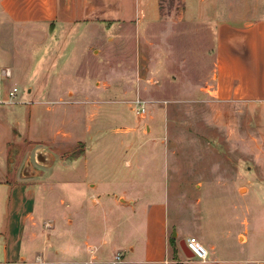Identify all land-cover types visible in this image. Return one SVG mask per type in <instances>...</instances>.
<instances>
[{"label":"rangeland","instance_id":"374dc122","mask_svg":"<svg viewBox=\"0 0 264 264\" xmlns=\"http://www.w3.org/2000/svg\"><path fill=\"white\" fill-rule=\"evenodd\" d=\"M199 1L194 9L203 5ZM214 4L219 22L243 7L240 0H206L205 6ZM133 5L125 9L133 21L84 20L73 27L21 20L0 7L2 182L25 177L38 190L46 214L36 229L44 234L57 231L60 240L67 219L72 230L75 219L88 224L84 238L100 255L98 264H203L185 256L180 240L196 237L207 247L197 234L208 231L223 250L229 230L231 244L241 249L237 235L246 234L245 222L259 214L262 221L264 109L210 92L203 57V47L212 44L209 23L208 35L203 22L177 26L199 34L178 40L179 32L165 34L163 25L137 26ZM183 7V0H160L164 19ZM138 27L146 29L142 38ZM6 68L11 77L3 76ZM137 99L146 103V114L137 113ZM39 148L52 154L51 165L36 160ZM3 193L0 186V212ZM77 206L78 214L62 217L60 210ZM93 223L101 233L108 230L110 243L140 245L148 238L163 256L129 262L130 250L100 243ZM257 241L264 257V233Z\"/></svg>","mask_w":264,"mask_h":264},{"label":"crops","instance_id":"0c3cea01","mask_svg":"<svg viewBox=\"0 0 264 264\" xmlns=\"http://www.w3.org/2000/svg\"><path fill=\"white\" fill-rule=\"evenodd\" d=\"M132 1L0 0V7L4 8V12L6 10V12L12 14V17L21 20L44 21L46 24H56L59 27H65L66 25L73 27L84 20L101 21L100 24L105 23V21L113 24L117 22L125 23L126 20L133 21L132 16L128 19L125 14L127 3ZM199 2L203 5L194 9V0H183L184 7L181 14L173 13L164 19L165 16L162 15L160 8V0H134V20L137 26L141 24V26H148V28L157 27L158 24L163 25L165 26L164 33L167 34L172 30L175 37L179 32L177 37L180 38L178 40L187 35L199 34L195 30L192 32L183 30L180 27L179 30H175L177 26L188 22L192 24L203 22L204 28L202 27L201 31L204 30L208 35L207 23H209V37L212 38V44L205 48L200 43L201 46H198L197 50L200 52L199 57H202V51L204 50L203 57L207 63L204 66L210 69H207L212 79H210L211 84L209 86H212L213 89L210 92L222 100L242 101L252 104L255 108L264 109V0H240L243 7L239 4L237 7L235 6L236 15H229L226 20L220 22L217 20L216 15L220 12L218 4L206 8V0H200ZM212 9L215 13L214 16L210 11ZM213 21H216L214 28H212ZM143 28L138 27L137 29V33L141 38L144 37L146 32V29ZM214 31L215 36H213ZM162 42L166 46L168 45L166 39H163ZM166 49L162 51L163 61L166 59L164 56L167 52ZM5 178V172L1 173L0 186H3L5 192L1 196L2 200L5 196V205L4 210L0 212V264H56L60 261L98 264L101 261L100 255L97 259L95 253L89 252L88 248L91 245H88L85 241L84 233L86 232H84V229L89 226L88 224L85 225L84 221L75 219L74 226L76 230H72L73 228L68 226L69 219L65 220L67 225L61 222L63 236L60 240H58L60 237L55 235L58 234L57 231H53L52 235L44 234L42 230L38 231L36 228L41 225V218L46 214L44 202L38 204V190H35L33 185L26 182L25 177L22 178L23 182L16 183L2 182ZM79 211L80 209L77 206L60 210V213L63 218H69L71 212L78 214ZM262 216V221L259 219L261 217L259 214L256 217L253 215L250 221L245 222L246 234L240 231L237 235L238 245H243L241 249H238L239 247L234 248L231 244L232 233L228 232L229 230H225L227 236H224V238L228 240L223 243L224 251L220 248L218 241L212 238L211 234L209 235L208 231V236H205L203 232L198 233L197 235L206 243L209 255H213L208 262L200 263L264 264V257L258 256L260 250L254 246V242L259 240L260 235L264 233V215ZM92 227H95V231H98L96 238L99 239L100 243L104 242L107 246H111L113 243L112 250L128 248L130 251L126 255H129V262L155 261L163 256L160 252L161 249L155 251L154 247L148 244V238H143L140 245L123 240L117 242L114 240L110 243L104 236L107 235L108 230L104 234L98 230L99 226H96V224L93 223ZM249 228L252 229V233L249 232ZM201 229L198 230L201 231ZM217 233L216 235H218ZM241 236L244 237L243 240ZM219 248L221 252H219ZM235 249H238L239 253ZM231 251L234 254L230 253ZM215 255L246 256L217 258Z\"/></svg>","mask_w":264,"mask_h":264},{"label":"built area","instance_id":"2783aa9c","mask_svg":"<svg viewBox=\"0 0 264 264\" xmlns=\"http://www.w3.org/2000/svg\"><path fill=\"white\" fill-rule=\"evenodd\" d=\"M2 74L4 77H11L12 71L10 68H6L2 72ZM16 92H17V89L15 88L13 91L10 92V96L15 97L17 95ZM135 105H136V111L138 114L140 115L146 114L147 105L143 100L137 99L135 101ZM185 241H186V245L189 248V250L194 254V257L198 258V260L203 263H206L209 261V256H210L209 250L201 241H199L196 237H188L187 239H185ZM88 249H89V252L91 253L96 252L94 246H90Z\"/></svg>","mask_w":264,"mask_h":264},{"label":"water","instance_id":"95a60500","mask_svg":"<svg viewBox=\"0 0 264 264\" xmlns=\"http://www.w3.org/2000/svg\"><path fill=\"white\" fill-rule=\"evenodd\" d=\"M35 157L39 163H41L42 165H45V166L51 165L53 162L52 154L43 148L37 149ZM24 174L25 175H31L32 173L28 174L27 171L25 170ZM173 236L176 237L177 233L174 232ZM179 245H180L181 250L183 251V253L185 254L186 257L194 258V254L187 247L185 240H180Z\"/></svg>","mask_w":264,"mask_h":264},{"label":"trees","instance_id":"16d2710c","mask_svg":"<svg viewBox=\"0 0 264 264\" xmlns=\"http://www.w3.org/2000/svg\"><path fill=\"white\" fill-rule=\"evenodd\" d=\"M181 12V11H180ZM163 15V14H162Z\"/></svg>","mask_w":264,"mask_h":264}]
</instances>
